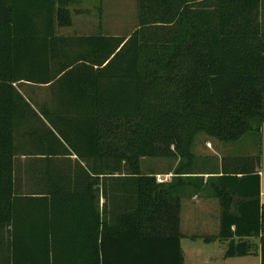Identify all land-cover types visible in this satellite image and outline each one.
<instances>
[{
  "label": "trees",
  "instance_id": "trees-1",
  "mask_svg": "<svg viewBox=\"0 0 264 264\" xmlns=\"http://www.w3.org/2000/svg\"><path fill=\"white\" fill-rule=\"evenodd\" d=\"M136 1L123 38L59 36L75 0H0V264H184L185 184L214 187L224 258L264 264V0ZM198 134L252 136L258 152L202 185ZM18 147L46 156L22 191ZM144 158L177 161L171 182L143 174ZM108 178H122L109 210Z\"/></svg>",
  "mask_w": 264,
  "mask_h": 264
},
{
  "label": "rangeland",
  "instance_id": "rangeland-1",
  "mask_svg": "<svg viewBox=\"0 0 264 264\" xmlns=\"http://www.w3.org/2000/svg\"><path fill=\"white\" fill-rule=\"evenodd\" d=\"M74 1V0H73ZM71 25L65 28H58L59 36H87L104 35L113 37L128 38L137 28V1L136 0H75L69 6ZM21 88V86H19ZM47 91L35 89L34 95H46ZM39 100V99H38ZM40 101V100H39ZM206 143H208L207 148ZM258 143V141H257ZM252 136H245L235 143H222L215 138L204 134H198L193 142L192 152L196 158L197 171L217 170L218 159L225 155L231 157L253 156L257 148ZM211 149V150H209ZM206 150L208 152H206ZM208 154V155H206ZM229 156V157H230ZM34 160V159H33ZM28 161L20 171L16 170V176H20L22 191L24 187L36 182L35 171L42 170L43 166L37 165L34 161ZM220 161V160H219ZM174 160L162 158H144L140 167L143 174H155L156 180L163 179L166 172L174 169ZM260 184L262 191V201L264 202V121L261 127L260 138ZM71 169V168H70ZM34 172V177L32 173ZM73 177L74 174H70ZM40 176V175H39ZM158 177V178H157ZM41 179V176L39 177ZM43 178V177H42ZM108 178L106 181L107 196L100 198V204L107 203V208H111V203L117 194L116 186L119 180ZM106 196V197H105ZM108 197V199H106ZM109 199L111 203L109 204ZM180 230L186 234L181 240L184 254V264H260L259 258L255 256L224 258L226 243L217 240V231L211 216H196L188 213L186 208L180 215ZM6 228L3 233L4 244L0 248V259L8 256ZM216 238L215 240H212Z\"/></svg>",
  "mask_w": 264,
  "mask_h": 264
},
{
  "label": "crops",
  "instance_id": "crops-1",
  "mask_svg": "<svg viewBox=\"0 0 264 264\" xmlns=\"http://www.w3.org/2000/svg\"><path fill=\"white\" fill-rule=\"evenodd\" d=\"M48 85H43L41 87H47ZM37 99H41V98H37ZM208 143H206V147H207ZM207 148H211V147H207ZM211 150V149H209ZM206 152H208L206 150ZM208 155V154H206ZM230 155H225L224 158L218 159L217 161V165H215V169L213 170H209V171H203L202 174H199L198 177L202 178V185H206L207 180L209 179V177H217L220 174H215V173H219L220 172V167L222 164L223 159L229 157ZM44 160L46 159L45 155H36V156H32V155H28L27 154V150L26 148H21L18 147L17 149V155L14 158V165H15V169L20 171V169L22 167H25L28 163V161L30 160ZM60 159V158H59ZM71 159L74 161L76 158L75 156L71 157ZM220 160V161H219ZM177 161H175L174 166L176 165ZM79 165L83 166V163H79ZM74 166V165H73ZM260 175V174H259ZM116 180H119V182H121L122 178H115ZM173 179V174H172V170L166 172L165 177L163 179H161V181L157 182H166L169 183L171 182V180ZM15 183L20 186L21 185V178L20 176H16L15 173ZM19 188V187H18ZM212 190H214V187H208V189L202 193H197L194 192V190L191 187H188L187 184H185V186L180 187V196H181V210H180V215H182L185 211V209H188V213L192 214V215H196V216H211L213 217V223L215 225V230L218 232L219 229V216H220V206H219V202L216 198H214L213 192ZM20 191V190H19ZM262 191H261V184H260V202L264 203L262 201ZM181 234L183 237H186V234H184L181 230H180ZM183 237L181 238V240L183 239ZM182 248V246H181ZM183 251V249H182ZM184 257V254H183Z\"/></svg>",
  "mask_w": 264,
  "mask_h": 264
},
{
  "label": "built area",
  "instance_id": "built-area-1",
  "mask_svg": "<svg viewBox=\"0 0 264 264\" xmlns=\"http://www.w3.org/2000/svg\"><path fill=\"white\" fill-rule=\"evenodd\" d=\"M158 178V177H157ZM158 181H161L160 179H157Z\"/></svg>",
  "mask_w": 264,
  "mask_h": 264
}]
</instances>
